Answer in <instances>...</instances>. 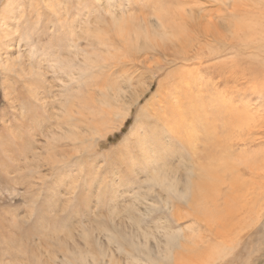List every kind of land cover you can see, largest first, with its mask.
<instances>
[{
    "label": "rangeland",
    "instance_id": "rangeland-1",
    "mask_svg": "<svg viewBox=\"0 0 264 264\" xmlns=\"http://www.w3.org/2000/svg\"><path fill=\"white\" fill-rule=\"evenodd\" d=\"M213 1L122 0L117 4L123 15L115 18L101 8L99 0H0V264H84L76 259L79 255L73 247L78 244L84 251L87 241L99 264H139L131 236L138 235L151 250L164 247L163 225L173 235L170 252L147 264H264V0H250L258 13L239 28L242 38L251 36L249 46L240 40L238 47L230 45L221 57L212 56L192 72L180 63L159 70L165 56L157 44L166 42V35L153 24H181L186 19L192 31L226 23L228 19L218 13L200 10L218 6ZM232 2L227 0L228 7ZM72 29L96 35V44L89 47L95 63L76 69L81 75L67 83L56 79L51 54L58 49L60 59L73 58L62 53ZM173 33L177 34L171 31L167 37ZM217 65H226V73L221 72L225 78L226 74L241 76L240 82L216 85L217 102L226 107L222 120H233L236 126L240 118L242 123L230 133L235 139L225 132L221 136L249 146H245L248 151L233 149L227 159L236 168L232 165L230 174L225 169V174L219 173L223 162L218 163V172L216 166L210 167L222 175L211 181V191L201 200L203 210L198 213L201 210L195 209L192 198L188 202L174 196L166 189L168 181L160 180L173 174L184 177L187 167L182 157L196 175L206 163L199 136L191 140L194 143L184 140L193 126L184 116L191 102L185 91L198 83L202 91L215 92L212 80L221 73L211 77L210 72ZM246 67L260 73L241 74ZM167 74L178 78L166 81ZM36 83L53 91L54 97L49 93L48 99L58 118L49 121L59 128L61 151L72 155L50 176L46 173L51 167L43 166V179L38 174L29 178L33 172L27 168L16 172L12 159L21 153L20 143L27 133L20 126H32L38 118L28 116ZM188 83L192 84L189 88ZM129 108L124 115L123 110ZM39 109L35 114L47 118ZM237 112L236 122L232 116ZM87 126L88 135L83 131ZM134 128L137 134L132 133ZM82 136L85 143L78 141ZM174 182L186 188L183 180ZM141 201L152 207L147 216L139 210ZM100 232L109 234L111 240L99 237ZM99 238L105 240L103 247Z\"/></svg>",
    "mask_w": 264,
    "mask_h": 264
},
{
    "label": "bare ground",
    "instance_id": "bare-ground-1",
    "mask_svg": "<svg viewBox=\"0 0 264 264\" xmlns=\"http://www.w3.org/2000/svg\"><path fill=\"white\" fill-rule=\"evenodd\" d=\"M99 1L101 3L100 4L101 8L104 9L110 15H112V17L120 18L123 15V12H122V11H124L123 8L121 9V7H119L118 4H117L118 2H121L122 0H99ZM185 2L188 3L190 1H185ZM226 2H227V0H214L213 3L215 5H218V6H214V8H212V7H204V8H201L200 10L201 11H206L209 14L218 13L222 18H227L228 21L226 23L224 21H221L218 24L214 23V25L213 24L209 25V27L207 26L206 28L204 27L203 29L192 28L194 31L197 30V33L192 32L193 30L191 31L190 29H188V27L185 25L186 24L185 23L186 19L184 18V16H182V17L185 19V21L182 20L181 24L180 23H176L175 21H170L171 24H168V23L165 24V23H163V21H158V22H155L156 24H153L155 27L158 26V28H160L162 30L161 33H163V35H166V37L164 38V40L166 42H163V44L162 43H158L157 44V47H158L157 50L159 52H161L160 53L161 55L165 56V58L163 60V61H165V63L161 64L159 70L168 67V65L169 66L172 65V64L176 65V63L177 64L180 63L182 68H186V71L192 72L191 69L200 68L201 65H203V63H205L207 61V59H210V58L214 59L212 56H215V57H219L220 56L221 57L222 51L224 49H226V48H230L229 47L230 45H231V48H232V45H234V48H235V46H237L236 42H238L240 40H241V42L243 41V43L245 42V44L247 43L248 45H246V46L250 45L251 36L248 35V38L247 37L242 38L241 35H240L239 28L242 25H248V22H249L248 20L251 19L250 18L251 15L256 13V12L258 13L256 7L252 6L251 4H249L250 0H233L232 5H230V6H232V8L229 6L231 8V11H230L229 7H228V4ZM182 3H183V1H182ZM199 14H201V13H199ZM194 15H196V14H194ZM258 15H260V14H258ZM185 17H186V14H185ZM0 19L2 20L1 17H0ZM120 26L122 27V25H120ZM247 27H248V29H250L249 26H247ZM73 29H72L73 34H71V36H69L67 38L68 40H67V42H66V44H65V46L63 48L64 51L62 52V53H65L66 55H72L73 58H71L70 60L60 59L61 58L60 57L61 53L58 54L59 53L58 49H55V51L58 52V53L56 52L57 54H54L55 52L54 53L52 52L53 54H51L52 57H55L53 59V61L51 62L52 63L51 64V68L54 69V73L57 76L56 79L57 78L59 79V77H61L60 79H62L63 81H67V83H68L69 80H70L69 82H72V80H74L76 75H78V74L81 75V73H77L78 71H76V69H83L85 67L89 68V66L92 67L93 64L95 63V61L93 60V58L91 56L92 53H91V51H89V47H92V46H94L96 44V35H94L92 33H90L89 35L88 34H82L81 32L79 33L77 30H73ZM171 31L177 32V34L174 35L175 33H173V36L167 37L168 36V32L170 33ZM81 40H83V41H81ZM100 41H102V38H100ZM246 46H245V50H247V48H248ZM238 51H239V49H238ZM238 51H236V52H238ZM0 52H1V49H0ZM6 52H8V51H6ZM236 54H237L236 56H238L239 53H236ZM0 58H1V56H0ZM5 61H7V60H5ZM50 61H51V59H50ZM3 63H4V60H3ZM234 63L237 64L236 62H234ZM162 65H166V66H162ZM225 66L226 65H224V66L223 65L222 66H218L217 65L216 67L212 68L211 71L213 73L210 72L211 77H217L219 75V73L222 72V70H223L224 73H226ZM246 66H248V64H246ZM235 69H236V66H235ZM243 71H244V73H242V71H241V74H244V75H245L246 71L250 72L254 76L258 75V73H260L259 69L256 72L251 67L243 68ZM208 74H209V72H208ZM235 74H237V73H235ZM180 75H181V73H180ZM201 75H202V73H201ZM226 76H227V78H225L222 75V73H221V77L220 78H216V79L212 78L213 79L212 81H214V82H213L211 88H213V90H216L217 89L216 85L219 84L218 82H222V83H224V85L228 86L229 81L230 82L232 81V83L234 84V81L237 83V81L240 82V80H241V76L240 77H233L232 75H227V74H226ZM177 78L178 77L176 76V74L175 75L167 74L165 79L167 81V80H170V79L171 80H173V79L176 80ZM219 79L221 81H219ZM180 81H182V80H180ZM224 81H226V82H224ZM246 82H249V81H246ZM63 83H65V82H63ZM36 85L37 86L34 87L33 94H31L32 95V100L34 99V102L32 101L33 104H32V102L31 103L29 102V104H31V105L28 106V109H29L28 112H31V115H28V116H30V118L33 117L35 119L34 115H37L38 118L35 119V122L33 123L32 126H27L26 128L23 126L24 124L22 125L23 127L20 126L21 130L22 129L23 130L26 129L27 133H26L25 137H23V139L21 138L23 141L22 142L20 141L21 143H20L19 149H20L21 153L19 154L18 158L15 155H14L15 158H14V156H12L13 157L12 159H13V164L16 165V169H17L16 172L19 170L20 173H21V171L23 169L25 170V168H27L29 171H31V173L32 172L34 173V174L32 173V175L30 174L29 178L30 177L34 178L38 174V175H40L39 178L43 179L42 174L40 172V170L43 168V166L51 167V171L46 173L47 175L50 176V175H52L55 171H57L61 167V164H62V162H64V160H66V161L71 160L70 157L72 155L70 157H68L67 154H66L67 152L63 153L61 151L60 146H59V143H60L59 141L60 140L57 142L58 138H60L59 136H61V135L58 136V134H59L58 129L59 128H57L58 126H56V125H52L50 123V121H49V120L58 118L56 116V113L53 111V109H51V108H53V106L51 107V105H52L51 100L48 99V97H50L49 93H51L52 96L54 97V94L52 93L53 91H51L50 89L47 90L45 87H42V86H40L37 83H36ZM160 85H161L160 86V89H161L162 86L164 85V84H162V81H161ZM53 86L54 85H52V87ZM59 86L60 85L57 84L56 88L58 89ZM189 86H192V84L188 83V88H189ZM207 86H208V84H207ZM209 86H211V84ZM65 87H67V85H65ZM233 87L237 88L236 85L233 86ZM190 88H192L193 90L190 91ZM190 88H189V90L185 91L187 99H189V101H191V102L189 104L190 107L186 108L187 110H184V116H185L186 120L187 119H188V121H190L189 119L192 120L193 126L190 125V126H192V128H190L191 129V133L188 134V136L184 140L185 141L189 140V144L190 143H194L191 140H196V137L199 136L200 142L202 143V146H203L202 148L205 151V160H206L205 164L211 162L212 165H205L204 163L201 162L202 164L200 165V167L202 165H204V166H203L202 169H200V171H199L200 173L199 174L197 173V175H196V174H194L192 172V168L193 167H191L189 165L187 158L182 157L180 160H181L182 164L187 167V169H186L187 171L185 172L184 177L182 176V179H179V176L176 177L175 174H173V175H171L172 178L165 177L164 181H163V179L160 180V181H161V183L165 182L166 180L168 181V185H167L166 189H168L169 192H172L174 194V196H176V197H178L180 199L186 198V201H188L189 197L192 198L194 203H195V209L196 210L199 209V211H200L201 208H203L201 206V204L203 203L202 202L203 199L206 198V196H208L209 190L211 191L212 184H213V183H211V181L213 180V178H215L214 179V181H215L217 176L220 177V175H222V173L220 175L217 174V173H214L213 171H215L214 170L215 167L213 168V171H212V168H210V167L211 166H216L217 167V169H216L217 172H218V163L219 162L220 163L223 162V164H224L221 167V170L222 169L228 170V169H230L232 167V165L234 167L235 165L232 164L230 159L228 160L227 158L233 156V152H234L233 149L234 148H236V150H237V147H238L242 151L243 150L248 151L247 149H245L246 148L245 146H247L249 143L245 144L243 146V144H241L239 142H231L230 138H222L221 134L223 132L226 133V135H225L226 137H227L228 134L231 137L232 135H230V133L232 134V132L236 131V129H239V127L242 126V123L241 124L239 123L241 120L239 118L240 115H239L238 112H237L238 115L234 114L232 116V119H234V121H236L239 118L238 122L236 121L237 122L236 126H235V122H233V120H231V121L230 120L229 121L228 120H225V121L222 120L223 119L222 111L223 110L225 111L224 108H226V107H225V105L219 104L217 102L218 98L220 97L219 91H217V90L215 92L211 91L212 92L211 93V92H209L210 89H208V88H207V90L204 89V91H202L203 89L200 88L198 83H195ZM177 90H179V89L177 88ZM232 90H235V92H236V89H232ZM232 90H231V92H232ZM237 91L240 92V90H237ZM203 92H205V95L203 94ZM174 93H175V89H174ZM210 93L212 95H210ZM185 94H183V95H185ZM56 95H55V98H56ZM201 97H202V99H201ZM53 104L55 105V103H53ZM132 104H134V102L130 103L129 107L132 106ZM230 104H231V107H233V105H234L233 102L230 103ZM183 107H184V105H183ZM39 108H41L43 110V113H45V115H47V118L41 119L39 114H35L36 113L35 111L37 109H39ZM230 108L228 107V109H230ZM39 110L37 111V113L39 112ZM232 110H231V112L235 113ZM123 111L125 112L124 115H127L130 112V108H129V111H127V112H126L125 109ZM229 111L230 110H228L227 112H229ZM26 114H27V112H26ZM179 114H181V113H179ZM221 115H222V117H221ZM41 116H43V115H41ZM39 117H40L41 120H39ZM30 118H29V121H30ZM220 121H221V123L219 124ZM62 126H63V124H62ZM88 126L83 128V131H86L87 135L90 134ZM187 127L188 126L183 127V128H187ZM18 128H19V126H18ZM197 128H198V131H197ZM136 129L137 128H134L132 130L133 134L134 133L137 134L135 132ZM199 129L201 130V133H198ZM62 130H63V128H62ZM28 131L30 133H28ZM195 132H196V134H195ZM21 133L22 132H19V134L18 133L17 134L20 135V137H22ZM65 135H66V133H65ZM234 137L235 136L233 135V137H231V138H234ZM78 138H80V137H78ZM85 138L86 137L82 136L81 139H79L78 141H81L82 143H85ZM69 142H71V140ZM69 144H71V143H69ZM65 145H68V144H65ZM74 145H73V147H74ZM69 155H70V152H69ZM194 160L196 161V159H194ZM157 162H158V160H157ZM220 163H219V166L221 165ZM156 165H158V163ZM235 168H236V166H235ZM45 169H47V168H45ZM221 170H219V173L223 172V170L222 171ZM158 171H159V169H158ZM161 171H165V170L162 169ZM223 173L225 174V172H223ZM46 174L44 173L43 175H46ZM227 174H228V172H227ZM229 174H230V171H229ZM195 175H196V179L194 180V178H195L194 176ZM176 178H178V180H183L185 185H186L185 186L186 188H184V189L180 188L179 185H178L179 182L178 183L174 182V179H176ZM31 186L32 185L29 184L28 188L30 187V189H31ZM151 187H153V186H151ZM169 197H170V194H169ZM163 199L165 200V203H167L166 202L167 198L166 199L163 198ZM190 203H191V200H190ZM254 203H253V205H254ZM140 204H143V205H142V207L140 205L139 207L141 209H139V208L138 209L141 211V213L143 215L147 216V214L152 211V207L150 205H148L145 201H143V202L141 201ZM202 210H201V212H198V213H202ZM165 226L166 225L161 226L163 228L162 237H163V239H165L164 240V243H165L164 247H163V245H158L157 249H154V250H151L146 243H142L139 239H137V238H139L138 235L131 236V240L133 242V247L136 250L134 252H136V253L138 252V254L136 255L138 257V259L134 255V259L137 260V263L139 262V264H147L150 261L151 262H155V260L158 259L160 256L166 257L167 253L169 254L170 245H171V243L173 241V235H172L171 231L169 229H167ZM100 234H99L100 235L99 237H101V238L102 237H107V238H109V240H111V237H110L109 234H106L105 232H100ZM55 235L56 234H54V236ZM62 237H63V239L65 238L64 236H62ZM101 238H99V243L103 247V245H105V243H104L105 240L102 239L103 240L102 241ZM88 244L89 243L87 241L83 245L85 247L84 251H80L79 250V248L77 246L78 244L75 245L76 249L73 247V252L75 254L79 255V257L76 255L77 256L76 259H79L81 262H84V264H99V261L97 260L98 258L96 259L94 254L91 253V251L88 248L89 247ZM73 246H74V244H73ZM101 255H103V257L106 255L105 250H104V253H102Z\"/></svg>",
    "mask_w": 264,
    "mask_h": 264
}]
</instances>
